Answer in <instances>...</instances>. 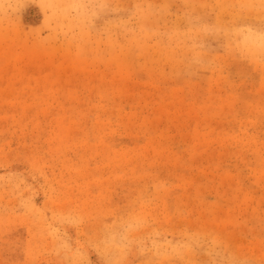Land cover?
Returning a JSON list of instances; mask_svg holds the SVG:
<instances>
[{
    "label": "rangeland",
    "instance_id": "rangeland-1",
    "mask_svg": "<svg viewBox=\"0 0 264 264\" xmlns=\"http://www.w3.org/2000/svg\"><path fill=\"white\" fill-rule=\"evenodd\" d=\"M0 264H264V0H0Z\"/></svg>",
    "mask_w": 264,
    "mask_h": 264
}]
</instances>
